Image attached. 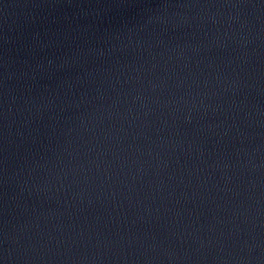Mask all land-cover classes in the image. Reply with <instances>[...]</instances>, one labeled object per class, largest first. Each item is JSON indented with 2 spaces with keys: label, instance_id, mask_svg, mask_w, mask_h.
I'll use <instances>...</instances> for the list:
<instances>
[{
  "label": "water",
  "instance_id": "water-1",
  "mask_svg": "<svg viewBox=\"0 0 264 264\" xmlns=\"http://www.w3.org/2000/svg\"><path fill=\"white\" fill-rule=\"evenodd\" d=\"M0 264H264V0H0Z\"/></svg>",
  "mask_w": 264,
  "mask_h": 264
}]
</instances>
